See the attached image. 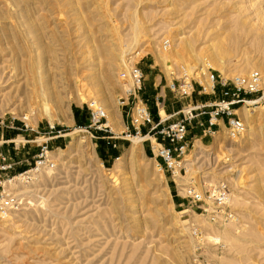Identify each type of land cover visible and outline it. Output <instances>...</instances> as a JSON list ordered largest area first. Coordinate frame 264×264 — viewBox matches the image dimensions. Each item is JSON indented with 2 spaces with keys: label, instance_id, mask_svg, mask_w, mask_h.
Here are the masks:
<instances>
[{
  "label": "rangeland",
  "instance_id": "obj_1",
  "mask_svg": "<svg viewBox=\"0 0 264 264\" xmlns=\"http://www.w3.org/2000/svg\"><path fill=\"white\" fill-rule=\"evenodd\" d=\"M205 60L262 74L256 103L238 107L244 133L196 141L177 176L147 142L127 140L104 164L88 103L120 131L126 66L142 67L149 89L156 73L171 80ZM46 140L56 166L16 185L32 203L0 217V264H264V0H0V164L17 174ZM222 180L235 219L214 224L184 188ZM193 228L208 236L198 250Z\"/></svg>",
  "mask_w": 264,
  "mask_h": 264
},
{
  "label": "built area",
  "instance_id": "obj_2",
  "mask_svg": "<svg viewBox=\"0 0 264 264\" xmlns=\"http://www.w3.org/2000/svg\"><path fill=\"white\" fill-rule=\"evenodd\" d=\"M171 44L169 38L164 39L162 49L169 50ZM120 79L124 87L122 95L118 97V104L125 108L130 130L124 134V137L131 140L132 137L145 136L142 142H147L154 157L161 160L159 163L161 169L170 171L174 176L177 167L179 173L182 170L184 157L191 148H194L196 140L202 142L208 137L213 139L222 126L227 129L231 140L237 139L244 133L245 124L237 109L247 103L249 96L260 91L263 77L258 70L226 76L219 73L209 60H205L193 69L181 65L173 73L168 84V89L174 99L178 102L189 101L194 94H198L211 96L213 100L184 103L177 112L180 118L176 120H171L173 115L163 116L161 114L162 110L165 112L163 96H156L154 99L158 120L155 119L149 102L141 95L144 89L145 74L138 64L125 68L120 74ZM88 112L90 122L85 130L90 132L94 138H98L94 133H104L103 138L108 144L116 147L113 140L118 137H115L108 123L105 107L99 101L91 100L88 103ZM220 123H222L221 127ZM143 127H148L145 133L142 132ZM197 127L202 128L203 138L196 137L194 134L190 136L191 129ZM33 159L30 167L11 176L8 171L13 169V164L6 162V157L2 158L3 163L0 164L1 218H7L32 203L28 196L16 191V185H28L41 171L52 170L56 166L47 140L41 145ZM231 196V187L225 180L211 185L205 191L192 185L184 188V197L196 204L201 214L214 224H224L235 219V214L230 209ZM206 235L198 228L192 229L196 250L201 249L203 242L208 238ZM215 237H211L212 242L218 245L219 240ZM200 264L215 263L212 260H203Z\"/></svg>",
  "mask_w": 264,
  "mask_h": 264
},
{
  "label": "crops",
  "instance_id": "obj_3",
  "mask_svg": "<svg viewBox=\"0 0 264 264\" xmlns=\"http://www.w3.org/2000/svg\"><path fill=\"white\" fill-rule=\"evenodd\" d=\"M142 68V67H141ZM143 70V68H142ZM145 74V80H146V72L143 70ZM145 80H144V89L141 93L142 97L149 102V105L151 107L152 113L155 117L156 120H158V116L156 113V108L154 107V99L156 96H163L165 99V114L167 116L173 115L171 120H176L180 118V114H177V112L181 109L182 105L186 102L192 101V102H207V101H212L213 97L207 96V95H198L194 94L192 98L189 101H182L178 102L174 99L172 93L168 89V84L170 80L167 77H163L160 74H155L154 76V82L152 85H149V89L147 85H145ZM89 112H88V121L84 125L86 127L89 124ZM220 123V127H221ZM224 124V123H223ZM120 131H114L112 128V132L115 134V137L117 136L118 138L116 140H113V142L116 143V147H113L112 145L108 144L107 140L103 138L104 133L102 132H96L98 139L100 140L99 142L101 143V146L103 147V158H101L102 162L105 163H110L114 160H117L120 155H122L125 145L128 143L127 140L124 136L126 132H129V122L127 119H125L124 116L119 120V125H118ZM148 130V127H143L142 132L145 133ZM197 134H194L196 137L203 138L202 134V128L197 127L196 129ZM199 133V134H198ZM144 144V142H142ZM147 151L149 154H151V149L147 148ZM36 154V153H35ZM35 154L32 156V158L35 156ZM24 170V168H20V172Z\"/></svg>",
  "mask_w": 264,
  "mask_h": 264
},
{
  "label": "bare ground",
  "instance_id": "obj_4",
  "mask_svg": "<svg viewBox=\"0 0 264 264\" xmlns=\"http://www.w3.org/2000/svg\"><path fill=\"white\" fill-rule=\"evenodd\" d=\"M171 40V39H170ZM172 43V42H171ZM171 46H172V44H171ZM139 54V53H138ZM131 66H129V67H127L126 66V68H130ZM191 69H193V67H191ZM262 84H263V81H262ZM262 84H261V87H262ZM256 101L257 100H254V99H252V100H248L247 101V104L248 105H251V104H254V103H256ZM241 107H243V106H241ZM240 107V108H241ZM238 110H239V108L237 109V112H238ZM161 114L164 116L165 115V112L162 110L161 111ZM108 117L107 118H110V116H109V114L107 115ZM144 138H145V136H136V137H132L131 138V140H132V142H133V145H139L140 144V142L142 143V141L144 140ZM196 141H199V140H196ZM195 141V142H196ZM161 168V167H160ZM179 168L177 167L176 168V172H175V176H177L178 174H179ZM231 202H232V196H231ZM231 221H229V222H227V223H230ZM213 223V222H212ZM226 223V224H227ZM216 238V240H221V238L220 237H218V236H216L215 237Z\"/></svg>",
  "mask_w": 264,
  "mask_h": 264
}]
</instances>
